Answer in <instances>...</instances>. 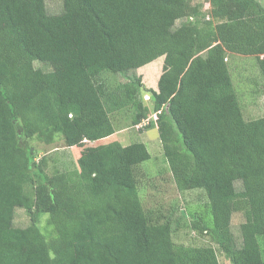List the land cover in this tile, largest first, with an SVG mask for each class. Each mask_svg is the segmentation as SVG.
<instances>
[{
	"label": "trees",
	"instance_id": "trees-1",
	"mask_svg": "<svg viewBox=\"0 0 264 264\" xmlns=\"http://www.w3.org/2000/svg\"><path fill=\"white\" fill-rule=\"evenodd\" d=\"M208 3L63 0L52 13L46 0H0V264H221L218 249L264 264V115L246 118L228 63L251 55L264 79V5ZM161 56L157 88L104 76ZM123 110L158 128L178 188L207 194L199 216L182 214L208 244L177 242L172 220L144 206L152 155L143 141L122 143L111 115ZM35 134L61 137L71 166L47 171ZM17 207L30 225L15 226Z\"/></svg>",
	"mask_w": 264,
	"mask_h": 264
},
{
	"label": "rangeland",
	"instance_id": "rangeland-1",
	"mask_svg": "<svg viewBox=\"0 0 264 264\" xmlns=\"http://www.w3.org/2000/svg\"><path fill=\"white\" fill-rule=\"evenodd\" d=\"M194 3L203 4V10L209 8V0H193ZM264 5V0H260ZM47 8L52 13H58L63 10V0H46ZM184 19H179L176 25H180ZM229 67L232 73L233 81L240 89V97L242 100V106L244 114L247 119L255 118L264 115V79H260L259 67L256 64L255 57L246 55H233L229 59ZM154 62V63H153ZM146 64L137 70H132L126 73H113L107 72L104 74L105 78L113 84L121 81L128 80L131 76L141 75L144 84L147 87H158V75H154V70L160 64L163 66L164 57L161 56L155 61ZM37 68H41L44 71H49L52 66L42 62L39 59L34 61ZM260 85V93H254L256 86ZM144 101L153 107L152 97L146 93L144 95ZM150 120L153 118V112L150 114ZM114 126L117 129L118 135L124 145H128L137 141H143L147 144L149 151L151 152V159L142 163V169L146 174V182L140 183L141 199L147 209H153L157 213H163L165 218L172 220L174 228V239L179 243H202L208 244L207 236L200 234L191 227V216H184V212L192 210L195 217L199 216L200 212H203L206 208L207 194L203 189L190 188L186 190H180L177 182L172 176L169 164L164 155L162 143L160 140L159 130L157 127L138 128L132 125V118L129 112L120 111L111 115ZM146 119L143 124H146ZM141 126V125H139ZM144 126V125H142ZM28 142L35 145L39 150L40 157L47 155L48 166L47 171L62 170L67 166H71V152L66 151L64 147V140L58 137L56 141L48 143L44 139L41 140L39 134H35L28 137ZM39 160V159H38ZM66 164V165H65ZM237 188L240 190L241 182L238 181ZM45 214L43 217H47ZM42 217V218H43ZM193 219V218H192ZM243 217L240 213H235L232 220L233 231L241 242V230L240 224ZM30 215L26 208L17 207L14 217V224L17 227H26L31 224ZM218 256L221 264H234L232 259L225 253L218 249Z\"/></svg>",
	"mask_w": 264,
	"mask_h": 264
},
{
	"label": "crops",
	"instance_id": "crops-1",
	"mask_svg": "<svg viewBox=\"0 0 264 264\" xmlns=\"http://www.w3.org/2000/svg\"><path fill=\"white\" fill-rule=\"evenodd\" d=\"M66 151L71 152L69 148H67ZM69 155H70V157H71V159H72V155H71V154H69Z\"/></svg>",
	"mask_w": 264,
	"mask_h": 264
}]
</instances>
